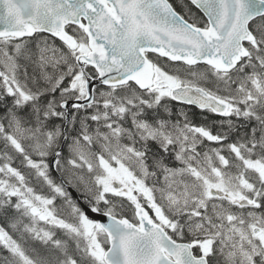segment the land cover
<instances>
[{
	"label": "snow or ice",
	"instance_id": "snow-or-ice-1",
	"mask_svg": "<svg viewBox=\"0 0 264 264\" xmlns=\"http://www.w3.org/2000/svg\"><path fill=\"white\" fill-rule=\"evenodd\" d=\"M0 264H264V0H0Z\"/></svg>",
	"mask_w": 264,
	"mask_h": 264
},
{
	"label": "water",
	"instance_id": "water-1",
	"mask_svg": "<svg viewBox=\"0 0 264 264\" xmlns=\"http://www.w3.org/2000/svg\"><path fill=\"white\" fill-rule=\"evenodd\" d=\"M70 191H74V190L70 189Z\"/></svg>",
	"mask_w": 264,
	"mask_h": 264
},
{
	"label": "trees",
	"instance_id": "trees-1",
	"mask_svg": "<svg viewBox=\"0 0 264 264\" xmlns=\"http://www.w3.org/2000/svg\"><path fill=\"white\" fill-rule=\"evenodd\" d=\"M55 175V173H53Z\"/></svg>",
	"mask_w": 264,
	"mask_h": 264
}]
</instances>
